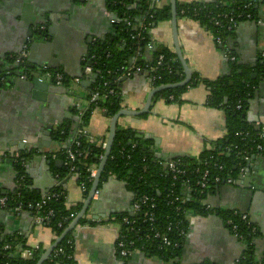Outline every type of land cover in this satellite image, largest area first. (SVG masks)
<instances>
[{"label": "crops", "instance_id": "obj_1", "mask_svg": "<svg viewBox=\"0 0 264 264\" xmlns=\"http://www.w3.org/2000/svg\"><path fill=\"white\" fill-rule=\"evenodd\" d=\"M222 1L224 0H176V7L187 4L213 5ZM74 2L82 10L76 11L77 15H73L69 0H0V67L3 70L6 67L10 68L9 70L19 74L37 73L42 77V72L48 68L47 66H35L34 70L27 72L21 67H12L1 56H11L12 52L19 54L26 44L28 28L44 22L46 16L50 14L59 15L61 18L63 13L69 17L75 16L73 22L79 31L98 36L93 42L110 38L113 32L104 17V0L83 2L74 0ZM155 6L157 8L170 6V0H158ZM258 16L257 21L239 23L226 43L236 55L237 64L246 69H255L260 54L264 53V3L259 7ZM61 20L58 23L61 24ZM48 25L50 26V22ZM176 33L182 57L191 71V79L193 75H197L200 81L188 87L178 102L156 98L155 94L148 114L121 117L116 126L120 129L135 130L138 135L145 136L143 139L147 140L148 147L162 162L180 157L198 159L205 149L212 148V143L227 135L226 114L219 108L206 105L209 90L203 81L215 82L230 77L231 63L225 58L220 46L215 43L213 32L207 24L178 15L176 12ZM62 34L60 39L55 40L51 56L52 63L58 65V69H48L63 74L66 70L69 75L71 74L70 76L83 75L85 79L76 78L78 83H74L75 78L72 79L64 74L68 79L67 93L64 94L59 87L54 89L56 92L49 95L46 105L33 100L29 88L23 92L18 90L8 99L1 101L0 153L9 155L29 153V157L25 160V168L31 190L42 196V191L50 192L55 187H61L66 193L65 207L70 209L83 205L86 198L77 182V176L71 174L60 176L58 171L63 169V158L59 153H62L69 139L63 141L55 136L64 127L71 130L73 118L76 116L80 121V113L88 108L94 79L86 78L89 73L84 70L86 68L84 59L79 66L80 56L86 48L84 37L78 31L67 28ZM163 49L176 56L170 20L157 23L150 29L147 43L137 48L135 54L131 56L130 65L149 66L155 52ZM57 56L60 62L57 61ZM41 58L42 55L39 60ZM135 73L134 76L133 74L126 76L127 80L118 83L117 88L121 93L122 109L141 111L146 97L155 86L145 69ZM122 77L125 75L116 77L114 83L116 84ZM251 78L256 80V84L247 101L244 117L248 124L257 128L264 126V81L263 76L257 77L252 74ZM80 82H85L84 86H81ZM110 119L103 110L94 109L84 127L86 140L91 144H105ZM50 120H53L51 140L45 142L41 139L42 131ZM58 124L61 126H57ZM18 146L23 149L20 150ZM15 172L16 169L11 163L0 164V194L3 191L8 194L14 192ZM253 188L264 190V157L260 155L254 156V159L252 157L250 164L239 173L235 185H221L214 194L206 198L205 203L214 210L243 213L250 219V214L253 215L251 220L258 230L253 243L254 256L257 260H261L264 256V195ZM129 200L122 187L112 182L92 211L100 216L106 215L111 210H126ZM109 218L98 219L106 221ZM83 219L87 223L79 225L80 227L96 228L87 226L93 219L89 211ZM187 223V235L181 249L180 264H234V261L244 254L243 246L225 227L220 216L190 214ZM0 228L3 237L12 236L15 240L21 238L26 249L37 246L45 251L54 240L52 231L43 225L35 224L29 211L18 214L0 209ZM112 239V235L104 231L82 232L77 244V255L87 263L112 264L110 260ZM14 250L18 253L22 248L16 245ZM122 262L162 264L156 258L141 253H136L132 258Z\"/></svg>", "mask_w": 264, "mask_h": 264}, {"label": "trees", "instance_id": "obj_2", "mask_svg": "<svg viewBox=\"0 0 264 264\" xmlns=\"http://www.w3.org/2000/svg\"><path fill=\"white\" fill-rule=\"evenodd\" d=\"M157 1L158 0H106V9L113 19H115L113 33L107 40H95L89 46V58L87 61L90 65L88 68L92 74L96 75L91 85L90 94H97L98 98L88 104V108L84 111L81 118L79 128H84L87 125L91 112L96 108L103 110L108 118H111L122 110L121 93L115 85L113 78L127 74L126 69H128L130 65L131 56L140 45L147 43L150 29L157 23L171 19L170 6L157 8L155 6ZM247 2L248 0H224L213 5H178L176 7V12L178 15L187 16L200 23L207 24L212 30L214 37L220 35L224 43H227L228 38L232 37L233 33L224 34L216 30L212 24L211 17L219 13H241L244 15L246 12H249L251 21H257L259 17V7L264 3V0H257L256 4L252 5L249 9H244L243 6ZM128 22L130 25H127ZM159 55L163 56L162 65L157 67L156 71L153 73L147 72L149 76L156 78L154 86L158 87L181 82L184 79V74L176 56L165 49L155 52L151 63L152 66H155ZM87 61L84 62L85 67H87ZM8 63L13 65L14 59L10 58ZM230 73V77L215 82L203 81L209 90L206 105L219 108L226 114L227 135L223 139L212 143V148L205 149L199 155L198 159H191L188 157L174 159V161L180 162L183 167L194 174L191 176V179L194 178V176H198L195 173L197 169L208 167L210 171L208 184L206 188L203 189V194L201 196H199L200 189L195 187L193 179L191 186L194 191L191 194L190 201L168 203L170 202L168 201V196L172 189L175 190L176 193L181 191L180 183L176 184L175 182V187H171L173 180L170 176H165L162 161L155 157L153 151L147 145V140L138 138L137 131L116 127L113 147L104 167V171L101 174V184L110 176H114L116 179L127 183L128 191L136 192L137 195L144 194L154 199L157 204V218H159L155 228L165 233L169 239H171L172 245L165 247L157 243L158 246L149 242H136L135 248L140 249L141 246H143L142 251L144 255L156 258L162 262V264H180L181 249L185 238L177 236V233L181 229L187 232V217L190 214H216L220 216L223 221L237 218V216L234 215V211L214 210L212 208L207 209L203 201L206 200L208 196L214 194L215 191L223 185L222 180L226 178L227 174L236 180L240 168L246 165V163L242 161L241 156L237 155V151H244L247 147H244L243 143L238 141L235 137V133L245 130H251L252 132L259 130L246 122L244 114L247 101L251 97L254 85L256 84V80H253L251 76L252 74L257 77L264 76V59L257 61L255 69H246L238 65L237 61L231 63ZM199 81L198 76L193 75L191 81L186 86L158 92L155 97L164 98L166 100L172 97L170 101L178 102L187 88ZM106 83L107 85H105ZM110 90L113 91L112 94L109 93ZM239 102L242 104V109L237 111L235 110V106ZM64 128L60 129L55 137L63 141L66 139L70 140V129ZM61 130L63 131V135H60ZM80 142V149L88 150L89 154L87 158L80 159L79 162L76 163L74 175L77 176L79 185L80 183L85 184L86 191L83 193V196L86 198L93 180L90 182L86 181L87 173L85 172V165L98 167L104 149L102 148V144H91L86 138H80ZM259 143L263 144V141H257V144ZM133 145L135 146L134 148H132ZM122 150L123 155L120 154ZM254 153L255 151H253V154ZM29 155L30 154L26 152L20 153L21 158L24 160H27ZM59 156L64 159L63 152L59 153ZM260 156L264 157V152ZM205 162L207 163L206 166H204ZM143 167H146L145 171H143ZM219 167H222V170H219ZM16 170L20 171L19 168H16ZM58 172L61 177L66 175V170L64 168L60 169ZM215 177H219L220 182L214 183ZM24 185L23 188L14 191V193L7 194L8 197L14 199V201L11 202L12 205L20 203L26 204L27 202H36L42 199V196L31 190L30 182L27 177ZM52 191L57 194H62V196L51 200L38 212L44 216L49 210H52L53 214L49 216L48 223L45 227L54 231L56 236L59 237L78 215L82 209V205L66 209L65 190L61 187H55ZM17 192L20 193V196H16ZM178 207H180V209L177 210ZM28 211L32 216L36 215L34 209ZM70 214H73L72 218H69ZM123 217H128V215L123 213L117 216L116 220L120 221ZM79 223L80 225H85L87 222L82 218ZM59 224L61 225L60 227L58 226ZM168 225L172 226L171 232L165 231ZM146 228L148 227L145 226V229ZM241 229L243 233L246 231L243 227H240V231ZM2 233L0 228V264L37 263L44 252L41 247L34 252L30 259L21 258L19 254L15 252L14 246L19 245L22 249H25L26 247L24 246L23 240L21 238L15 240L12 236L3 237ZM5 243L9 244L12 249L3 251L2 246ZM73 244V236L69 233L54 249L57 250L61 248L63 249V253L58 258L53 259V251L49 259L43 264H76L73 258ZM240 263L264 264V261L263 259L257 260L255 258L254 247L250 245L245 250Z\"/></svg>", "mask_w": 264, "mask_h": 264}, {"label": "built area", "instance_id": "obj_3", "mask_svg": "<svg viewBox=\"0 0 264 264\" xmlns=\"http://www.w3.org/2000/svg\"><path fill=\"white\" fill-rule=\"evenodd\" d=\"M256 2L257 0H248V2L243 6V8L249 9L252 5L256 4ZM105 15L107 17L111 16L108 13L107 9ZM211 21L216 30L224 34H230L236 30L239 23L243 21H251V15L249 12H246L244 15L241 13L239 14L219 13L216 16H212ZM111 23L112 24L115 23V19H113V17ZM127 25H130V23L128 22ZM41 29L43 30L44 28L42 27ZM214 41L216 44L220 46L225 58L230 63H234L237 61L236 55L234 54L233 50H231L227 46V44L224 43L220 35L215 36ZM27 55H28L27 46H24V49L17 56L12 57L17 62V66L15 67H21L22 69L25 70L26 69L25 65L27 64ZM260 59H264V53L260 54L259 60ZM85 61L87 60L84 59V62ZM162 61H163V56L159 55L155 66H152V64L146 67H143L142 65L141 66L129 65L128 69H126L127 74L125 76H130L131 74H133V72H142L144 69L146 72L149 71L153 73L156 71L157 67L162 65ZM9 69L7 67L4 70L2 68L0 69V84H4L7 78H10L9 75L12 72H15L14 70H9ZM26 70L27 72H29L28 69ZM84 70L87 71L88 73H91L88 67H86ZM18 78L22 81L33 79L30 73L19 74ZM40 78L57 85L66 84L65 82L67 81V78L64 76L62 72L53 71L48 68L44 69V71L42 72V77L40 76ZM149 78L151 83L154 85L156 78L153 76L152 77L149 76ZM73 81L74 83H78L77 79ZM105 85H107V83ZM109 93L112 94L113 91L110 90ZM97 98H98L97 94L94 93L90 94L88 99V104L95 101ZM168 99L172 100V97H169ZM241 109H242V104L239 102L235 106V110L240 111ZM84 111L80 113V121ZM256 129L259 130L255 132H252L251 130H245L235 133V137L238 139V141L240 143H243L244 147H247L246 149H244V151H237V155L241 156L242 161L246 163L244 167L240 168L239 173H242L245 167L248 164H250L252 157L256 155H262V153L264 152V126L257 127ZM60 135H63V131L60 132ZM80 138L83 139L86 138L85 131L84 128L78 127V129L75 131L73 138L71 140H68L63 148L62 151L64 156L63 168L66 170V174L74 175L76 170V163L79 162L80 159L87 158L89 154L88 150L80 149L81 148ZM257 141H263V144L261 143L257 144ZM134 147L135 146L133 145L132 148ZM102 148L103 149L105 148V144H102ZM253 151H255L254 154ZM120 154L123 155V150L120 152ZM50 156L55 157V155L53 154H50ZM6 159H12L15 169L16 168L20 169V171L16 170L17 178H16V188L14 191H17L18 189H21L25 186L24 183L27 177L25 160L22 159L20 154L17 153L12 155L0 153V162ZM162 164L164 166L165 176H170L171 179L173 180V184L171 185V187L174 188L177 183H180L181 185V191L179 193H176V191L173 189L170 191V194L168 196L169 197L168 201L170 202L168 203L190 201L191 194L194 191V189L191 186V184L193 183V179H194L195 187L200 189L199 196L203 194V189L206 188L208 184V178L210 172L208 167L197 169L195 173L198 176H194V178L191 179V176L194 174L192 172H189L185 167H183L180 162L171 159L168 160L167 162H162ZM206 165L207 163L205 162L204 166ZM85 167H86L85 172L87 173L86 181L90 182L94 179L97 167L93 165H89V166L85 165ZM145 170L146 167H143V171ZM219 170H222V167H219ZM110 177L115 178L114 176H110ZM213 182L214 183L220 182V178L215 177ZM222 182L223 185L232 186L235 185L236 180L233 179L229 174H227L226 178H224ZM124 183L126 184L127 187V183L126 182ZM79 186L81 188L82 193H84L86 191L85 184L80 183ZM98 192L99 190L95 192L93 199H96ZM132 193H133V198L131 199V205L129 211L130 214L126 213L128 217H123L120 221H117L116 220L117 216L121 214H115L110 216L109 220L104 221L100 219H92L87 224V226H94L99 229L112 230L115 233L114 251H115L116 259L118 261L128 260L129 258H132L136 253H141L144 255V252L142 251L143 246H141L140 249L135 248L136 242H149L154 244L157 243L165 247L172 245L171 239H169V237L165 233H162L155 228V225L157 224L156 222L159 218H157L158 217L156 213L157 204L155 203L154 199L144 194L137 195L136 192H132ZM16 196H20V193L17 192ZM61 196L62 194H57L56 192H53L51 190L50 192L42 196V199L40 201L27 202L26 204L20 203V204L12 205L11 202H13L14 199L12 197H8L7 195H2L0 196V209L12 211L18 214L22 211H28L34 209L36 211V215L33 216L34 223L37 225L45 226L48 223L49 216H52L53 212L52 210H49L43 216L39 214L38 211L42 210L51 200L57 199ZM203 204L206 206L207 209L211 208L208 204L205 203V200L203 201ZM178 209H180V207H178L177 210ZM234 215L237 216L236 219H227L226 221H224V224L225 227L230 231V233L235 237V239L238 242H240L245 252L248 246L250 245L253 246L254 240L258 234V230L256 229L255 225L253 224L252 220L249 218L247 214L234 212ZM72 217L73 214H70L69 218ZM58 226L60 227L61 225L59 224ZM145 226H147L148 228L145 229ZM240 227H243V229H245L246 231L243 233L242 229L240 231ZM165 231L171 232L172 226L171 225L166 226ZM52 234L55 240L57 238L56 233L52 231ZM186 235L187 232L183 231L182 229L179 230L177 233V236H182L184 238L186 237ZM11 249L12 247L7 243L3 244L2 246L3 251L11 250ZM38 249L39 247L37 246L29 249L25 248L19 250L18 254L21 258L30 259L33 256L34 252L37 251ZM53 251H54L53 259L58 258L63 253V249L61 248ZM242 257L243 255L237 258L234 261V264H241L240 261ZM262 259L264 261V256H262ZM206 264H212V263H206Z\"/></svg>", "mask_w": 264, "mask_h": 264}, {"label": "water", "instance_id": "obj_4", "mask_svg": "<svg viewBox=\"0 0 264 264\" xmlns=\"http://www.w3.org/2000/svg\"><path fill=\"white\" fill-rule=\"evenodd\" d=\"M84 0H80V2H83ZM70 2V8L73 10V15H77L76 11H82L81 7H79L76 2H74V0H69ZM105 2V10H104V17L108 23V27L111 29V32H113V24L111 23L112 17H107L105 15L106 13V0H104ZM170 10H171V29H172V38H173V43H174V51L175 54L183 68V74H184V79L176 84H168V85H161L158 87H154L150 93L148 94V96L146 97V102L145 105L143 107V110L141 111H131V110H125L122 109L119 112H117L114 116L111 117L110 119V125H109V131H108V135L106 138V142H105V148H104V153L103 156L100 160V163L97 167L96 170V174L94 176L93 182H92V186L90 188V191L82 205V209L80 210V212L78 213V215L73 219V221L68 225V227L61 233V235L59 237H57L53 243L43 252V254L40 256L39 260L37 261L36 264H43L46 260L49 259L50 255L52 254L53 250L58 246V244L67 236V234L71 233L73 236V240H74V252H73V258L75 261H77L79 264H96V263H87L82 261L78 255H77V244L79 242L80 239V234L82 232L85 231H89V232H93V231H99V232H108L112 235L113 239H112V243H111V247H110V260L112 264H124V262L122 261H117L116 256H115V251H114V247H115V233L112 230H103V229H99V228H92V227H80V220L86 215V213L89 211V213L93 216V219H98L99 217H110L111 215H115V214H123V213H129L130 211V205H131V199L133 198V193L129 192L127 190L126 184L124 182L121 181H117L114 178L109 177L104 183L101 184V174L104 171V167L106 165V162L108 160V157L110 155V152L112 150L113 147V143H114V139H115V134H116V126H117V121L119 118L124 117V116H141L144 114H148L149 113V108L151 105V101L153 96L158 93V92H162V91H166V90H171V89H175L178 87H183L186 86L191 79V71L188 68V66L186 65L180 48L178 46V41H177V33H176V0H170ZM62 18H64V22H62ZM59 17V15L56 14H50L46 16V19L44 22H41L38 25H33L32 27L28 28V32H27V40H25V46H27V64L25 65V68L28 70H34L35 66H47L48 68L51 69H58V65H54L52 63L53 58L52 56V51L53 48L55 46V40L58 38L60 39L63 34L62 31H66V28L68 30H74V31H78L82 37H84L85 39V47L84 48V53L80 56V60H79V66H81V60L85 59L88 60L89 58V46L93 43V39L97 38L98 36L96 34L93 33H88L85 31H79L78 27H76V25L73 22V19L75 18V16L73 17H69L68 15H65L63 13V16ZM50 20V21H49ZM61 20V24L58 23ZM48 22H50V26L48 25ZM42 25V26H41ZM44 28L43 30L41 28ZM31 28L33 30H31ZM141 46V45H140ZM135 54V53H134ZM133 54V55H134ZM17 52H12L11 56H6L3 55L1 56V58L4 61H9L10 58L17 56ZM42 55V60L40 58V56ZM59 56H57V61ZM18 59V58H16ZM36 60H38V62H36ZM131 60V58H130ZM60 62V61H59ZM90 65V63L87 61L86 62V66L88 67ZM17 66V62L16 60H14V63L12 65V67ZM64 74H66L67 76H70L69 73L64 70ZM136 75L135 72H133V76ZM19 73L18 72H12L9 75V79L7 80V82H5L4 84H0V102L3 100L8 99L10 96H12L13 93H15L16 91H21L23 92L24 90H27V88L30 89V93H31V97L33 100H35L36 102H41L42 104L46 105L47 101H48V97L51 93L55 94V90L56 88H60L64 94L67 93V84H68V79L65 82L66 84H61V85H57L54 83H49L43 79L40 78L39 74L37 73H32L31 76L33 77V79H31L30 81H22L18 78ZM72 79H85V76L83 75H79V76H70ZM96 75L89 73L87 75V79H91V78H95ZM83 79V80H84ZM113 80L115 81L116 78H113ZM127 80V77H122L120 80H118V82L115 84L116 86L118 85V83H123ZM264 81V78L262 79ZM83 83L85 82H80L81 86H84ZM14 91V92H13ZM67 96V95H66ZM50 102V101H49ZM42 107H40L41 109ZM52 124H53V120L49 121L46 125L44 130L42 131V137L41 139L45 142H50L51 140V131H52ZM80 124L79 121V117L76 116L75 118H73V126L71 127L70 130V140L73 138L75 131L78 129ZM57 126H61V124H58ZM138 138H145V136L143 135H138ZM22 146V145H21ZM18 146L20 148V150L23 149V147ZM45 146V145H44ZM39 147V146H38ZM155 157H158V155H155ZM254 159V157H253ZM5 162H9L11 163V165L13 166V161L11 159L5 160L0 162V164H3ZM60 164H62V162H60ZM246 173H249V166L247 167V171ZM14 178L16 179L17 177V173L15 172L14 174ZM115 182L117 184H119L123 191L126 192L127 196L130 198L127 209L126 210H111L110 212L106 213V215L101 214L100 216H98L96 213H94L92 210L95 207L96 202H98V200L101 199L102 195L104 193H106V188L109 185V183ZM255 191H258L259 193L264 195V190H260L259 188H253ZM98 195L96 199H93V196L95 194L96 191H98ZM127 190V191H126ZM11 193V192H9ZM48 191H42L41 195H45L47 194ZM8 193H6L5 191H3L0 196L2 195H7ZM130 214V213H129ZM251 219L253 218V215L250 214ZM253 220V219H252ZM80 227V228H79Z\"/></svg>", "mask_w": 264, "mask_h": 264}, {"label": "rangeland", "instance_id": "obj_5", "mask_svg": "<svg viewBox=\"0 0 264 264\" xmlns=\"http://www.w3.org/2000/svg\"><path fill=\"white\" fill-rule=\"evenodd\" d=\"M51 70V69H50Z\"/></svg>", "mask_w": 264, "mask_h": 264}]
</instances>
